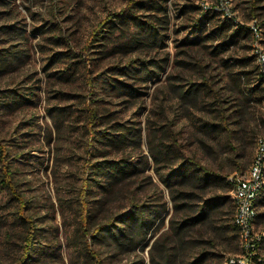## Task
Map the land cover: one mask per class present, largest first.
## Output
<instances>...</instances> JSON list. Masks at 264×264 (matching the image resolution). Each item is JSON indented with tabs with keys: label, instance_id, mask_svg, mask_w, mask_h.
<instances>
[{
	"label": "rangeland",
	"instance_id": "obj_1",
	"mask_svg": "<svg viewBox=\"0 0 264 264\" xmlns=\"http://www.w3.org/2000/svg\"><path fill=\"white\" fill-rule=\"evenodd\" d=\"M140 1L150 4L149 0H0V147L19 193L41 218L36 264H71L75 259L72 235L79 225V195L82 183L91 178L96 182L90 184L84 203L97 219L123 212L130 197L159 213L145 248L131 256L101 248L98 251L104 264L136 260L150 264L148 251L153 240L167 229L171 218H182L174 215L167 189L159 180L167 171V163L155 164L149 159V166L140 165L142 157H149L148 130L154 135L151 129H163L162 141L172 144L181 159H194L227 177L246 174L253 163L257 142H247L242 152L226 140L224 133L213 138L203 136L197 129L207 118L201 107L208 99L189 106L179 102L170 89L177 84L187 88L202 77L211 80L216 88L217 76L220 81L222 77L216 70L220 59L251 50L264 53V0H228L234 24L256 28L259 34L215 57L209 54L220 42H207L202 44L205 48L194 46L191 50L184 45L200 16L189 6L216 8L214 0H152L159 3L156 10L135 6L141 21L157 30L164 46L103 51L102 42H93V32L102 21ZM251 1L255 2V10L250 8ZM216 22L217 18L205 23L200 32H210ZM244 46H249V51ZM189 53H199L201 60L197 62L210 63L213 70L202 72L191 65L176 67V61L191 62ZM135 60H163L167 65L164 72H158L157 79L146 84L114 70ZM105 78L117 87L130 86L139 96L130 98L122 94L126 91L122 88L112 90L101 84ZM93 117L97 122L91 126ZM112 129L113 134L122 137L123 144L108 146L103 140H94L95 132L107 133L108 138ZM122 160L139 168L122 183L107 184L98 172L94 173L98 176L92 175L93 167L87 168L88 164L104 167ZM214 191L209 189L196 196L204 200ZM228 198L231 201V195ZM12 209L13 203L0 194V264H11L17 256L19 244L11 225ZM256 211L253 234L259 239L257 254L264 260V207L259 200ZM9 232L10 244L5 245ZM228 255L236 256L238 252Z\"/></svg>",
	"mask_w": 264,
	"mask_h": 264
},
{
	"label": "trees",
	"instance_id": "obj_2",
	"mask_svg": "<svg viewBox=\"0 0 264 264\" xmlns=\"http://www.w3.org/2000/svg\"><path fill=\"white\" fill-rule=\"evenodd\" d=\"M216 5L217 0H214ZM133 2L119 13L112 14L97 27L93 32V42H102V50H132L140 46L156 45L164 46L157 30L149 23L141 21L134 7H146L159 9L157 1L149 0ZM254 1L249 2L251 10H255ZM148 4V3H147ZM192 11H199L193 27V33L185 37L184 45L191 50L194 46L205 48L204 43L220 42L212 47L210 56H219L229 50V47L236 45L239 41L254 40V32L249 27L234 24L235 20L228 19L215 8L204 12L202 7L189 6ZM217 18L216 24L210 32H200L201 26L212 22ZM205 26V25H204ZM209 26V25H208ZM198 33V35H197ZM259 34V33H258ZM193 35V36H192ZM98 46V45H97ZM211 48V46H210ZM250 49L244 46V49ZM236 57L220 59L218 68L221 81L218 77L217 87L208 78L202 77L189 83L185 88L180 84L172 85L173 92L179 102L187 105H196L199 100L204 103L201 110L207 114V118L198 127V132L207 138L216 137L224 133L230 143L237 145L238 150L245 151V146L264 141V73L257 63V56L254 50L251 53ZM182 54H186L182 52ZM264 54V53H263ZM199 53L187 54L189 61H176V67L191 65L193 69L213 70L210 63L200 65L197 59ZM201 60V59H198ZM167 63L161 60L160 63L154 60L130 61L124 68L114 69L118 74L129 77L131 80L146 84L159 77L158 72H164ZM68 70L63 74H67ZM113 82H117L112 79ZM101 84L107 85L112 90L125 89L130 98L139 96L137 90L130 86L117 87L107 82L105 78ZM215 107V109H213ZM91 118L95 125L97 119ZM252 127V131H248ZM262 129V130H261ZM155 130L153 135L148 130L146 144L149 149V157H142L140 165L144 168L149 166V159L155 164L165 162L166 173L160 176V183L167 189L168 197L172 202L174 215L180 214V221L175 217L171 218L167 229L153 240L149 249L150 264H264L259 257L257 250L259 243L255 242L253 251L247 255L241 246L237 227L233 223L235 215V204L232 199V192L235 188L234 182L226 174L213 171L199 165L194 159L174 153L172 144L162 141L163 129ZM251 130V129H250ZM109 131L101 134L95 132V139L107 142L108 146L123 144L122 137ZM104 144V143H103ZM117 144V145H116ZM256 146V148H257ZM237 156V155H236ZM239 156V155H238ZM181 161H179V159ZM254 161V160H253ZM178 162V163H177ZM180 162V163H179ZM264 165V161H263ZM92 175L98 172L99 176L105 177L107 184L122 183L133 173L139 172V168L128 161L120 163H109L104 167L87 165L92 168ZM250 170V169H249ZM264 170V168H263ZM98 176L97 174H94ZM94 179H87L82 183L79 195L80 209L78 222L73 233L72 248L75 252V259L71 264H104L99 249L111 248L116 253L124 256L136 255L138 249L148 245V235L155 221L159 217L157 211L152 212L149 207L139 204L135 197L128 198L123 212H117L99 220L96 213H91L86 208L84 197L88 192L90 184ZM17 182L13 178L6 154L0 147V194H4L9 202L13 203L12 229L18 242L17 256L11 264H36L34 256L38 254L40 240L39 232L42 230L41 218H38L28 207V202L19 193ZM215 190L211 197L201 199L197 193ZM231 195V201L228 196ZM259 204L264 207V192L259 197ZM257 200V201H258ZM258 220V214L256 215ZM255 220V221H256ZM11 229V231H12ZM12 233L6 235L4 244L9 245ZM229 239L232 242H229ZM263 242V238H260ZM233 245V247L231 246ZM230 256L228 254H235ZM136 260V259H135ZM233 261V263H230ZM129 264H141V261L130 262Z\"/></svg>",
	"mask_w": 264,
	"mask_h": 264
},
{
	"label": "built area",
	"instance_id": "obj_3",
	"mask_svg": "<svg viewBox=\"0 0 264 264\" xmlns=\"http://www.w3.org/2000/svg\"><path fill=\"white\" fill-rule=\"evenodd\" d=\"M218 4L215 10L221 12L228 19L231 18L228 9V0H217ZM206 12L211 9L206 5L201 6ZM255 36H258L256 28L251 29ZM257 63L264 73V54L261 51L255 50ZM264 141H259L254 161L250 170L244 175H238L230 179L234 182L235 188L232 192V199L235 204V215L233 219L234 225L238 229L241 246L250 255L253 251V245L258 243L259 239L253 234V225L256 220V202L260 195L264 192ZM241 262V261H240ZM233 263V261H230ZM243 264V263H239Z\"/></svg>",
	"mask_w": 264,
	"mask_h": 264
}]
</instances>
